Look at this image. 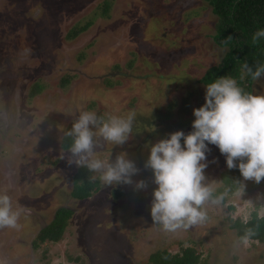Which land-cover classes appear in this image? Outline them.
<instances>
[{"label":"rangeland","instance_id":"obj_1","mask_svg":"<svg viewBox=\"0 0 264 264\" xmlns=\"http://www.w3.org/2000/svg\"><path fill=\"white\" fill-rule=\"evenodd\" d=\"M216 21L205 0H0V87L16 82L9 89L12 108L9 103L6 108L5 88L0 90V112L9 123L26 119L29 125L22 132L14 126L11 141L1 145L0 193L13 198L11 207L19 197L22 213L28 210L32 218L0 227V264H149L157 251L175 255L189 247L201 253L204 264H264V243L245 244L230 228L231 221L264 217L263 182L247 181L243 190L226 195V202L209 201L207 218L189 228L166 231L150 211L156 186L144 167L147 145L193 130L194 109L205 103L203 80L227 53L213 40ZM89 23L85 33L68 39ZM37 84L43 97L29 101ZM253 91H264V78L255 81ZM84 111L104 119L136 113L124 145L101 138L103 148L95 149L96 158L108 162L127 153L140 169L133 184L109 185L101 173L69 164L74 158L61 145ZM209 147L205 175L216 192L226 158L215 145ZM81 168L101 185L83 201L73 197ZM139 180L148 187L137 190ZM61 208L73 213L64 238L35 248L39 231Z\"/></svg>","mask_w":264,"mask_h":264},{"label":"clouds","instance_id":"obj_2","mask_svg":"<svg viewBox=\"0 0 264 264\" xmlns=\"http://www.w3.org/2000/svg\"><path fill=\"white\" fill-rule=\"evenodd\" d=\"M252 40L254 43L264 40V28H258ZM242 67L253 81L264 78V65L253 67L245 62ZM193 114L191 132L176 131L147 145L150 155L144 167L152 171L156 186L151 216L166 231L203 222L207 218L206 203L219 204L223 200L224 194L213 196L215 187L205 175L209 145L219 148L229 170L238 168L241 190L247 181L264 182V91L246 92L236 78L222 76L206 85L205 103L194 109ZM135 118L134 111L107 119L92 111L81 112L66 134L72 138L70 152L74 159H69V164L101 173L100 179L109 185L133 184L140 169L127 153L108 162L96 158L95 149L103 148L101 138L109 144L124 145L133 131ZM135 187L144 190L148 185L139 180L135 181ZM17 218L10 197L0 193V227H14ZM251 235L249 232L241 237L242 242L247 244Z\"/></svg>","mask_w":264,"mask_h":264},{"label":"trees","instance_id":"obj_3","mask_svg":"<svg viewBox=\"0 0 264 264\" xmlns=\"http://www.w3.org/2000/svg\"><path fill=\"white\" fill-rule=\"evenodd\" d=\"M205 1L212 7L213 14L217 17L215 24L216 34L213 40L219 47L227 49V53L219 66L207 72L203 84L206 86L217 78L228 75L236 78L239 85L246 92H253L255 81L247 75L242 66L245 62L253 67L258 64L264 65V40H261L259 43H254L252 40V36L257 29L264 28V0ZM107 13L108 6H106L103 16H106ZM91 25L92 23H89L81 29H74L69 34L68 39H77ZM173 108L170 107L168 110L167 120L171 119ZM71 143L72 138L66 136L63 139V149L69 151ZM88 175L89 170L87 168H81L75 176L74 198L86 200L91 198L94 192L100 191L101 185L99 182H91L87 179ZM241 181L242 177L238 168L232 170L227 168L220 175V186L213 193V196L216 197L224 194L221 202H226V195L233 196L239 192ZM113 196L115 198L120 197L117 191L113 193ZM72 217L73 213L68 208L59 209L52 223L38 234L36 240L33 242L34 247L39 248L62 241ZM230 228L236 232V236L241 242V237L251 232L252 235L249 237V240L264 243V217H259L255 214L253 219L247 223H244L242 220L231 221ZM149 264L204 263H202L201 253L196 248L189 247L183 250L181 254L175 255L167 250L157 251L150 256Z\"/></svg>","mask_w":264,"mask_h":264},{"label":"flooded vegetation","instance_id":"obj_4","mask_svg":"<svg viewBox=\"0 0 264 264\" xmlns=\"http://www.w3.org/2000/svg\"><path fill=\"white\" fill-rule=\"evenodd\" d=\"M12 75V74H11ZM11 75H9V76H7V78H11L12 76ZM3 78H5V76L3 75ZM12 78H14V76L12 77ZM11 84L10 85H5L4 87L1 85V87H0V90H2L3 88H5V92H7L5 95H4V97H5V99H6V101H8L7 102V104H6V108H8V103L10 104L9 105V107L10 108H12L13 107V105L15 104L14 102H13V96H12V92L9 90L10 88H12L13 89V87H14V84H16V82H10ZM8 91H10V95L8 94ZM42 94H44V88L42 87V86H40V85H35V86H33L32 87V89H31V92L29 93V101H32L33 99H39V97H40V99L43 97V95ZM9 95V96H8ZM42 95V96H41ZM2 96V95H1ZM3 102V96H2V98L0 99V103H2ZM34 103L38 106L39 104H41V102H39V101H34ZM17 104V103H16ZM21 104V103H20ZM27 104V103H26ZM29 104V103H28ZM5 116V117H4ZM3 116V112H0V148H1V145H2V143H3V141L5 140L6 142H8V141H11L10 139H9V137L10 136H12V131H11V133H10V131L9 130H14V126H16L15 128L18 130V131H23V130H25V129H27L28 128V121L26 120V119H24V121L22 122V123H20V122H12V123H9V120H8V116H7V114L6 115H4ZM12 118H13V116H12ZM5 126H4V125ZM34 132V130H31V132ZM32 136L34 137L35 136V134H32ZM61 147H62V149H63V143H62V145H61ZM67 151V150H66ZM70 151V150H69ZM1 165H3V164H1ZM5 165V164H4ZM5 166H7V165H5ZM9 168H11L10 167V165L8 166V170H10ZM75 178V177H74ZM15 197H18V196H15ZM116 198H119V196L118 197H116ZM12 199L13 198H11L10 199V202L12 203ZM18 199H19V202H16L15 204H13L14 206H12V210L15 212V213H17V215H18V217L22 220V221H24V223L27 221V220H29V219H32L31 218V216L29 215V211L27 210L26 212H24L25 213V215L22 213V209H21V200H20V198L18 197ZM75 200H77L76 198H74ZM78 200H80V199H78ZM86 200H88V199H86ZM80 201H83V200H80ZM26 217H28L29 219H27V220H25V218ZM23 218V219H22ZM18 219V218H17ZM19 219V220H20ZM23 223V224H24ZM21 228V227H20ZM40 232V231H39ZM38 232V233H39ZM37 238V237H36ZM36 240V239H35ZM34 240V241H35Z\"/></svg>","mask_w":264,"mask_h":264}]
</instances>
